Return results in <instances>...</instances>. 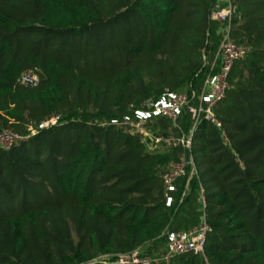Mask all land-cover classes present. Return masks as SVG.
Returning a JSON list of instances; mask_svg holds the SVG:
<instances>
[{"label": "trees", "instance_id": "16d2710c", "mask_svg": "<svg viewBox=\"0 0 264 264\" xmlns=\"http://www.w3.org/2000/svg\"><path fill=\"white\" fill-rule=\"evenodd\" d=\"M234 3L232 36L252 50L215 112L244 166L206 120L191 151L160 153L111 123L167 89L201 91L221 39L210 18L216 0H0V131L27 136L0 150V264H87L142 248L160 255L169 231L203 216L213 227L205 257L171 264H264V0ZM124 15L133 33L112 37ZM162 50L173 58L160 75L172 81L151 88L141 70ZM27 69L37 86L18 83ZM192 124L184 114L178 126L165 117L148 126L177 136ZM183 152L197 174L188 167L168 206L162 174Z\"/></svg>", "mask_w": 264, "mask_h": 264}, {"label": "built area", "instance_id": "2783aa9c", "mask_svg": "<svg viewBox=\"0 0 264 264\" xmlns=\"http://www.w3.org/2000/svg\"><path fill=\"white\" fill-rule=\"evenodd\" d=\"M241 16L234 0H216L210 18L212 22L220 25L221 39L211 70L207 74L200 92L187 90H165L156 98L145 100L140 107L132 109V114H126L122 119H113L111 123L121 125L132 134H140L142 142L152 153L158 151L182 148L191 151L194 132L204 120L211 125L222 128L223 122L217 116L215 108L226 97L231 88L230 75L237 61L246 58L252 48L248 43H238L232 36V22ZM20 85L35 87L39 84V75L34 69H27L17 79ZM188 114L193 120L189 132L181 135L163 134L153 132L148 124L157 117L170 119L174 126H178L182 115ZM58 116L42 123L40 128L55 124ZM32 129V128H31ZM36 131L32 130L34 134ZM27 136L20 134L13 128H5L0 131V150L11 149L19 142L26 140ZM192 166L190 176L197 174L192 156L187 158L185 152L179 160H173L164 168L162 179L165 187L166 204L170 206L173 194L178 191V181L187 175L188 167ZM188 193V183L183 197ZM205 202V197L202 195ZM213 231V227L202 217L200 223L188 230L169 231L167 233L166 250L158 255H146L139 249L131 253H120L109 256H101L87 264H171L175 256L185 253L205 255L207 239ZM205 257V256H204Z\"/></svg>", "mask_w": 264, "mask_h": 264}, {"label": "rangeland", "instance_id": "374dc122", "mask_svg": "<svg viewBox=\"0 0 264 264\" xmlns=\"http://www.w3.org/2000/svg\"><path fill=\"white\" fill-rule=\"evenodd\" d=\"M119 21H120V24H122V26H120V24H119V26L115 25L114 28L118 29L119 32L116 34H112L111 35L112 37H118V35L122 32V30L124 32L123 34L133 33L135 25L133 22H131V20H128L124 15L120 18ZM111 27H113V26H111ZM108 31H109V29H108ZM108 35H109V33H107V36ZM123 37H124V35H123ZM109 54H113V53L111 52ZM168 54H169V51H167V50L163 51L162 50V51H160V54L157 53L156 55L150 56L148 64H147V68L145 67L141 70V72L144 75L149 76V77H146V76H144V77H145V81L148 82L147 85H149L151 88L155 87L157 84H169L172 81V77L170 75H167L165 77H162L160 75V70L162 68L161 63L165 64V66L162 69H165V71L168 72V68H169L168 64L170 62V59L173 58L172 56H170ZM208 61H209V58H207V60L205 59V63ZM90 64H92V60H90ZM105 68L109 69V65H107ZM123 71L125 72L124 69H123ZM151 77L154 78V83H149V78H151ZM135 80L136 79H132L131 84H135ZM127 96L129 97V95H127ZM218 130L220 132L221 138L224 141L225 145L236 154L237 160L240 161L241 164L244 166V161L240 159L239 155L236 153L235 148L233 147V142H232V139H231L229 132L225 129V127L218 128ZM146 150L149 151L147 148H146ZM160 152H162V151H158L157 153H160ZM143 252L146 253V248H144Z\"/></svg>", "mask_w": 264, "mask_h": 264}, {"label": "crops", "instance_id": "0c3cea01", "mask_svg": "<svg viewBox=\"0 0 264 264\" xmlns=\"http://www.w3.org/2000/svg\"><path fill=\"white\" fill-rule=\"evenodd\" d=\"M141 250H144V248H142Z\"/></svg>", "mask_w": 264, "mask_h": 264}]
</instances>
